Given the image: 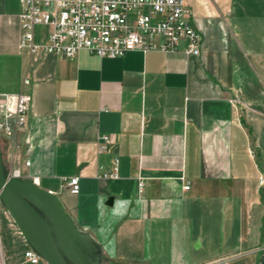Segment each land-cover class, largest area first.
Masks as SVG:
<instances>
[{"label":"crops","instance_id":"0c3cea01","mask_svg":"<svg viewBox=\"0 0 264 264\" xmlns=\"http://www.w3.org/2000/svg\"><path fill=\"white\" fill-rule=\"evenodd\" d=\"M185 6L197 54L183 38L168 51L68 57L30 53L19 0H0V94L31 95L24 127L0 136L3 155L59 194L105 264H264V0ZM48 30L34 24L33 41ZM114 158L117 176H103ZM27 247L0 205V264H47L26 260Z\"/></svg>","mask_w":264,"mask_h":264},{"label":"built area","instance_id":"2783aa9c","mask_svg":"<svg viewBox=\"0 0 264 264\" xmlns=\"http://www.w3.org/2000/svg\"><path fill=\"white\" fill-rule=\"evenodd\" d=\"M21 5L20 43L30 53L53 52L72 57L80 49H87L100 57L121 56L129 50H174L181 39L186 38L183 51L197 54L201 34L187 17L185 0H19ZM36 23L48 27L46 40L34 42L33 26ZM160 41L155 42L154 38ZM29 82L24 77L23 83ZM31 95L26 92L0 94V136H14L26 122ZM110 138L104 133L97 140V150L106 148ZM29 150V148H27ZM29 159L25 164H29ZM117 158L103 176H117ZM10 171L21 174L19 168ZM36 179V177H33ZM69 191H79L78 175L63 178ZM264 177H259L262 183ZM142 181L139 182V188ZM189 185L185 184L187 188ZM23 255L31 263L40 256L29 246Z\"/></svg>","mask_w":264,"mask_h":264},{"label":"water","instance_id":"95a60500","mask_svg":"<svg viewBox=\"0 0 264 264\" xmlns=\"http://www.w3.org/2000/svg\"><path fill=\"white\" fill-rule=\"evenodd\" d=\"M108 196L106 203H111ZM0 204L47 264H103L102 245L82 228L58 193L26 174H11L0 144Z\"/></svg>","mask_w":264,"mask_h":264},{"label":"bare ground","instance_id":"6f19581e","mask_svg":"<svg viewBox=\"0 0 264 264\" xmlns=\"http://www.w3.org/2000/svg\"><path fill=\"white\" fill-rule=\"evenodd\" d=\"M3 157H4V156H3ZM6 163H7V162H6ZM10 173H11V174H17V173H13V172H11V171H10ZM18 175H20V173H19ZM33 179H34V178H33ZM34 180H35V182H37V179H34ZM37 183H38V182H37Z\"/></svg>","mask_w":264,"mask_h":264},{"label":"rangeland","instance_id":"374dc122","mask_svg":"<svg viewBox=\"0 0 264 264\" xmlns=\"http://www.w3.org/2000/svg\"><path fill=\"white\" fill-rule=\"evenodd\" d=\"M3 156H4V155H3ZM4 159H5V157H4ZM5 161H6V159H5ZM9 167H10V166H9ZM0 205H1V204H0ZM103 264H105L104 261H103Z\"/></svg>","mask_w":264,"mask_h":264}]
</instances>
